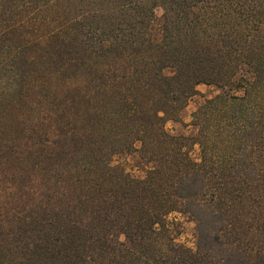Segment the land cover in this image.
<instances>
[{
	"label": "trees",
	"instance_id": "16d2710c",
	"mask_svg": "<svg viewBox=\"0 0 264 264\" xmlns=\"http://www.w3.org/2000/svg\"><path fill=\"white\" fill-rule=\"evenodd\" d=\"M201 82L244 93L194 111L197 162L165 123ZM137 141L143 177L109 162ZM263 167L264 0H0V264H264L229 225L233 202L264 211Z\"/></svg>",
	"mask_w": 264,
	"mask_h": 264
},
{
	"label": "rangeland",
	"instance_id": "374dc122",
	"mask_svg": "<svg viewBox=\"0 0 264 264\" xmlns=\"http://www.w3.org/2000/svg\"><path fill=\"white\" fill-rule=\"evenodd\" d=\"M163 7L157 5L154 9L155 17L153 21L154 32L160 31L161 15L163 13ZM40 51L35 50L34 46L30 47V50L25 51V56L33 54V57H38ZM237 83L224 84L223 86L215 83H198L196 85V91L189 96L179 110L178 119H168L165 123V129L167 132L173 135H184L189 137V141L185 145L189 156L194 161L199 162L201 156V148L198 143H191L194 137L198 134L197 120L194 118V111L202 105L206 99L212 98L217 94L228 95H243L244 89L236 87ZM140 142L137 141L134 147L130 151L122 150L115 151L109 157V162L112 166H118L122 168L124 172L131 174L134 177H143L147 174V171L155 165L154 160L148 161L146 156L148 152H142ZM145 155V156H143ZM264 168V167H263ZM244 184L238 181L228 182L222 185L220 192H230L232 188H236V191L240 192L244 190ZM249 186L246 185L245 188ZM215 190V189H213ZM246 190V189H245ZM249 192L248 190H246ZM219 193V191H218ZM250 193V192H249ZM220 199V198H219ZM244 205V204H243ZM235 213L232 218V233L230 239L233 240L235 246L255 248L258 244L264 242V212L260 208H254L252 206H241L237 202H233L230 206ZM164 223L167 228V233L173 239L175 243L186 245L193 250L196 248L197 243V220L189 212L180 211L178 209L170 210L164 215Z\"/></svg>",
	"mask_w": 264,
	"mask_h": 264
}]
</instances>
